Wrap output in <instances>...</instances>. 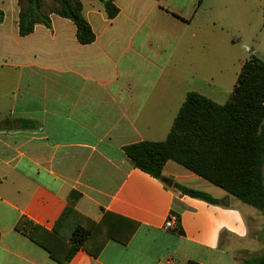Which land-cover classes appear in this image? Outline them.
<instances>
[{
	"label": "crops",
	"instance_id": "crops-1",
	"mask_svg": "<svg viewBox=\"0 0 264 264\" xmlns=\"http://www.w3.org/2000/svg\"><path fill=\"white\" fill-rule=\"evenodd\" d=\"M113 2L119 11L107 18L99 1L82 0L95 33L89 44L61 16L20 36L42 34L43 51L54 41L59 58L36 64L21 50L26 60L12 63L10 114L0 119V264H60L14 226L26 216L50 230L68 203L94 221L112 212L138 225L126 244L108 240L97 256L80 248L67 264H242L264 238L256 208L173 160L154 178L123 147L164 140L188 91L227 101L196 83L193 43L209 40L216 15L250 14L264 0ZM174 183L217 202L182 194ZM171 212L177 219L166 229Z\"/></svg>",
	"mask_w": 264,
	"mask_h": 264
},
{
	"label": "trees",
	"instance_id": "trees-1",
	"mask_svg": "<svg viewBox=\"0 0 264 264\" xmlns=\"http://www.w3.org/2000/svg\"><path fill=\"white\" fill-rule=\"evenodd\" d=\"M97 1L107 18L116 16L119 9L113 0ZM17 5L19 36L31 33L38 23L50 28V16L55 14L73 22L80 44L95 40L82 12V0H17ZM123 151L134 167L158 179L166 161L173 160L264 216V59L250 54L242 62L225 103L188 91L164 140L129 143ZM173 186L182 194L217 202L202 190L179 183ZM137 225L112 212L94 221L68 203L50 230L26 216L18 219L14 229L43 248L52 260L67 264L80 248L97 256L108 240L126 244ZM242 264H264V248L244 257Z\"/></svg>",
	"mask_w": 264,
	"mask_h": 264
},
{
	"label": "rangeland",
	"instance_id": "rangeland-1",
	"mask_svg": "<svg viewBox=\"0 0 264 264\" xmlns=\"http://www.w3.org/2000/svg\"><path fill=\"white\" fill-rule=\"evenodd\" d=\"M0 9L3 11V21L0 23V119L10 114V103L15 90L16 79L12 63L26 60L20 57L18 52L24 50L27 57L36 64L54 63L58 60L53 49H58L54 41H51L47 51L46 41L42 34L23 38L17 34V0H0ZM85 9V14H86ZM263 7L259 3L253 7L250 14L243 9H227V13L216 17L215 31H210L209 40L195 41L191 49V59L196 68V83L203 93H217L216 99L225 102L228 92L232 90L241 64L250 54H256L264 59V22ZM218 10L216 11V13ZM60 18L52 14L51 26L54 20ZM71 23V21H70ZM36 27H46L38 23ZM221 28V29H220ZM40 29V28H39ZM31 49L34 52L30 51ZM184 47L182 51L186 50ZM149 73V72H148ZM219 95V97H218ZM261 232V227H258ZM256 234L254 233V238ZM258 236V233H257ZM256 236V238H257ZM258 245L254 247V253H260L264 246V238L257 239Z\"/></svg>",
	"mask_w": 264,
	"mask_h": 264
},
{
	"label": "built area",
	"instance_id": "built-area-1",
	"mask_svg": "<svg viewBox=\"0 0 264 264\" xmlns=\"http://www.w3.org/2000/svg\"><path fill=\"white\" fill-rule=\"evenodd\" d=\"M177 216L174 213H169L164 221V228L169 229L172 228L174 222L176 221Z\"/></svg>",
	"mask_w": 264,
	"mask_h": 264
},
{
	"label": "water",
	"instance_id": "water-1",
	"mask_svg": "<svg viewBox=\"0 0 264 264\" xmlns=\"http://www.w3.org/2000/svg\"><path fill=\"white\" fill-rule=\"evenodd\" d=\"M166 184H167L168 186H170V185H171V180L168 179V180L166 181Z\"/></svg>",
	"mask_w": 264,
	"mask_h": 264
}]
</instances>
